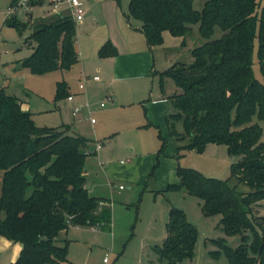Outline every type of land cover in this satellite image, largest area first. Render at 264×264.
Wrapping results in <instances>:
<instances>
[{"label":"trees","instance_id":"obj_1","mask_svg":"<svg viewBox=\"0 0 264 264\" xmlns=\"http://www.w3.org/2000/svg\"><path fill=\"white\" fill-rule=\"evenodd\" d=\"M43 1L30 0V6ZM129 16L139 21L150 49L162 44L165 31L184 43L198 24L204 42L191 49L192 61L153 72L162 93L166 79L178 89L166 97L164 123L178 152L202 153L206 144H224L228 154L238 157L231 176L249 191L182 167L176 169L178 182L164 190L196 197L204 215L220 217L227 236H240L234 250L219 242L228 264H264V218H250L251 206L264 200V141L258 123L264 122V5L258 0H207L196 11L192 0H129ZM3 24L19 33L28 26L15 15L6 16ZM216 25L222 35L213 39ZM26 42L32 51L20 63L34 74L68 70L78 62L75 23L69 15L40 21ZM254 48L261 81L252 72ZM116 54L109 41L98 50L101 58ZM63 91L64 84L58 83L57 95ZM69 131L68 125L62 131L35 126L18 99L0 89V237L21 244L12 264H65L68 241L57 244L61 232L70 226L110 229L108 200L90 196L85 188L83 164L91 140ZM158 137L161 152V131ZM165 226L157 249L160 260L177 264L192 259L198 232L184 212L171 207Z\"/></svg>","mask_w":264,"mask_h":264},{"label":"rangeland","instance_id":"obj_2","mask_svg":"<svg viewBox=\"0 0 264 264\" xmlns=\"http://www.w3.org/2000/svg\"><path fill=\"white\" fill-rule=\"evenodd\" d=\"M114 1L118 11L125 15V19L127 17L129 23H139L128 17L129 0ZM206 1L192 0V8L200 11ZM10 2L0 0V89L22 102L24 108L28 109L26 112L31 113L35 126L62 131L64 126L70 125V134L91 140L87 148L91 152L83 164L85 188L90 196L107 199L111 211L109 230L70 227L65 235L58 237L59 245L64 244L63 240L68 241L65 264H103L105 256L108 264H166L160 260L157 249H161L166 236L165 225L171 207L183 211L188 222L198 232L192 259L177 264H228L219 242L234 250L241 243L240 236H227L220 226V217L204 215L201 201L196 197L183 190L164 189L168 184L178 182L176 169L182 167L207 178L227 180L238 191L248 192L246 185L238 183L231 176L232 165L238 157L228 154L224 144H206L202 153L193 149L178 152V144L165 126L161 101L157 100L161 98L162 91L156 77H149L135 87L131 86V89L116 82L110 83L107 91L101 90L103 86L99 85L110 73V62L99 58L91 47L93 40L106 36L100 22L88 23L87 27V24L75 25L79 61L70 69L34 74L21 66L20 61L30 54L29 44L32 42H26L28 36L36 24L48 21L53 14L49 8L50 0L32 7L27 14L23 8L18 9L15 16L28 24L19 33L15 28L3 24ZM258 3L263 6L264 0H258ZM86 6L84 3V10ZM86 22L87 19L83 21L84 24ZM221 35L222 31L216 25L212 38ZM162 39V44L156 46L153 52L154 68L159 72L176 62H191V49L204 42L199 36L198 24L192 25L191 34L184 43L181 38L166 31L162 33ZM80 44L85 46L81 45L79 51ZM252 72L261 81L256 48ZM94 75L99 77L98 81L92 80ZM83 77L88 78V81L81 92L78 84ZM58 83L64 84V91L59 95ZM176 89L172 80H165L164 90L167 94H172ZM108 94L111 101L100 108L99 103ZM67 95H73L72 102L66 100ZM154 101L159 104L148 108L146 104ZM86 103L90 107L92 122L90 118L83 119L82 114L76 117L71 114L74 105ZM78 118L82 119L81 122H78ZM252 121L257 122L256 117ZM258 123L261 126L260 140L264 141V122ZM176 129L181 131V124H177ZM159 131L165 141L161 152ZM98 144L99 148L96 147ZM1 175L0 171V182ZM120 185L122 189H119ZM250 212L254 222L262 221L264 200L253 204ZM245 235L250 238L249 232H245Z\"/></svg>","mask_w":264,"mask_h":264},{"label":"crops","instance_id":"obj_3","mask_svg":"<svg viewBox=\"0 0 264 264\" xmlns=\"http://www.w3.org/2000/svg\"><path fill=\"white\" fill-rule=\"evenodd\" d=\"M84 6V3L87 4L84 20L87 19V22L84 24L83 21L78 23L79 25H86L88 23L99 24L102 23L101 27L103 33H106V36L101 39H95L92 43V48L95 49L98 55V50L100 47L109 41L112 46L116 49V56L105 57L102 60H109L110 64V73L103 81L101 90H106L110 83H123L128 88L131 89L135 87L136 84L146 80L149 77L158 78L157 75H153V72H159L154 68V48H149L144 35L139 30L140 23L131 24L128 22L127 17L124 18V14L118 11V7L115 4L114 0H80ZM124 15V16H123ZM76 25V24H75ZM105 30V31H104ZM91 44V43H90ZM81 45L79 46V51L81 50ZM85 44L82 45L84 47ZM30 47V53L32 51V45ZM77 50V44H76ZM81 53V52H80ZM78 56V53H77ZM79 61V58H78ZM97 67V71H99ZM83 75V74H82ZM89 77V76H88ZM96 87V85H94ZM107 93V92H106ZM109 95V94H108ZM167 94L166 91L162 93L160 100L162 104L161 109L165 113L168 109V102L166 100ZM19 101V100H18ZM20 102V101H19ZM156 104L152 102L147 103V107L151 108L152 106L156 107ZM21 109L23 111H28V109L20 102ZM160 106V105H159ZM158 106V109H159ZM30 113V112H29ZM75 120V119H73ZM75 123V122H74ZM69 130H71V126ZM91 143V142H90ZM70 227H80V226H70ZM69 227V228H70ZM68 228V229H69ZM81 228V227H80ZM92 228V227H91ZM67 229V230H68ZM63 231L61 235L67 233ZM21 250V244L18 242H12L7 240L4 237H0V264H12L18 258Z\"/></svg>","mask_w":264,"mask_h":264},{"label":"built area","instance_id":"obj_4","mask_svg":"<svg viewBox=\"0 0 264 264\" xmlns=\"http://www.w3.org/2000/svg\"><path fill=\"white\" fill-rule=\"evenodd\" d=\"M32 7L34 6H30V0H18L15 5L9 6V12L7 16L15 15L14 13L20 8H23L24 12L27 14L31 11ZM49 8L51 14L53 15H65V14L69 15L75 24L81 23L84 19L85 10L80 0H50ZM92 80L98 81L99 77L97 75H94L92 77ZM87 81L88 78L83 77L82 81L79 82L78 88L81 92L85 90ZM66 100L72 102L73 95H67ZM110 101H111V97L108 95L105 97L103 102L99 103V107L100 108L105 107L106 103ZM89 108L90 107L87 103L80 105L76 104L73 106L71 114L73 117L82 114L81 117L83 119L90 118V121L92 122V118L89 116L90 115ZM77 120L78 122H81L82 119L78 118ZM99 146L100 145L98 144L96 147L99 148ZM122 188L123 187L120 185L119 189ZM103 264H108L107 256L103 258Z\"/></svg>","mask_w":264,"mask_h":264}]
</instances>
